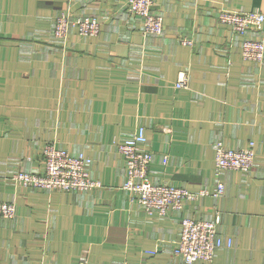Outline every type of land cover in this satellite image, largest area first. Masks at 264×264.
Returning a JSON list of instances; mask_svg holds the SVG:
<instances>
[{"label": "crops", "instance_id": "1", "mask_svg": "<svg viewBox=\"0 0 264 264\" xmlns=\"http://www.w3.org/2000/svg\"><path fill=\"white\" fill-rule=\"evenodd\" d=\"M152 10L160 35H145L125 0H0V202L16 208L0 219V264H78L84 252L87 264H184L172 254L181 220L216 216L224 246L211 264H264V59L243 60V37L217 18L264 13V0H154ZM61 12L97 19L99 34L70 28L59 41ZM180 73L185 88L175 87ZM138 127L152 183L209 194L165 216L131 201L116 144ZM218 142H253L255 163L224 171L213 197ZM46 144L88 157L101 187L17 185L16 172L43 171Z\"/></svg>", "mask_w": 264, "mask_h": 264}, {"label": "built area", "instance_id": "2", "mask_svg": "<svg viewBox=\"0 0 264 264\" xmlns=\"http://www.w3.org/2000/svg\"><path fill=\"white\" fill-rule=\"evenodd\" d=\"M153 2L154 0H125L127 12L140 19L145 35H160L162 32V18L153 12ZM217 18L220 23L229 26L235 34L243 37L240 46L243 60L256 63L263 61L264 40L259 35L263 31L264 13L258 10L248 12L221 10ZM70 28L76 29L81 37H94L100 32L97 19L91 17L71 19L69 14L62 12L55 18L53 35L64 40ZM184 42L191 44L187 40ZM186 84V75L180 73L175 87L185 88ZM145 143L144 129L138 127L131 137L116 144L117 152L124 160L126 173L122 189L129 193L131 201L138 204L145 214L165 216L170 210L180 211L184 203L209 194L205 189L193 193L185 188L152 183L148 173L153 155L144 148ZM42 162V172L18 171L13 175L14 182L24 188L62 192H89L101 187L98 181L89 176L88 167L91 160L82 154L73 155L54 144H46L42 152ZM254 163L253 142L238 150L226 148L218 142L215 147L217 181L211 195L218 197L223 193L224 185L219 177L224 171L247 174ZM15 214L16 208L13 203L0 202V219H13ZM219 222V216L212 221L183 218L180 222L179 239L172 249L173 256L184 264H211L215 252L224 246V242L216 235ZM225 246L229 247L230 242L227 241ZM87 263V253L84 252L80 255L78 264ZM120 264L133 263L123 261Z\"/></svg>", "mask_w": 264, "mask_h": 264}, {"label": "rangeland", "instance_id": "3", "mask_svg": "<svg viewBox=\"0 0 264 264\" xmlns=\"http://www.w3.org/2000/svg\"><path fill=\"white\" fill-rule=\"evenodd\" d=\"M61 13H62V12H61ZM59 15H60V14H58L57 17H58ZM57 17H56V18H57ZM56 39H58L59 41H62V40H63L62 37H59V38H56Z\"/></svg>", "mask_w": 264, "mask_h": 264}]
</instances>
